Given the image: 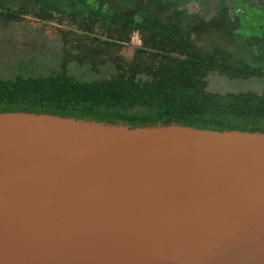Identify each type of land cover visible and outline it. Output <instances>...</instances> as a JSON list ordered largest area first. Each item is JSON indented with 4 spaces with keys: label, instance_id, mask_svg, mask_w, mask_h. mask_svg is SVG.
I'll list each match as a JSON object with an SVG mask.
<instances>
[{
    "label": "water",
    "instance_id": "obj_1",
    "mask_svg": "<svg viewBox=\"0 0 264 264\" xmlns=\"http://www.w3.org/2000/svg\"><path fill=\"white\" fill-rule=\"evenodd\" d=\"M0 264H264V132L1 112Z\"/></svg>",
    "mask_w": 264,
    "mask_h": 264
},
{
    "label": "trees",
    "instance_id": "obj_2",
    "mask_svg": "<svg viewBox=\"0 0 264 264\" xmlns=\"http://www.w3.org/2000/svg\"><path fill=\"white\" fill-rule=\"evenodd\" d=\"M189 1L136 0L122 11L113 5L105 15L121 21L122 40L131 31L140 35L133 72L87 80L66 72L0 77V113H46L130 128L174 123L264 132V87L260 92L206 88L209 72L230 79L264 77V24L260 34L245 35L234 11L239 0L234 6L218 1L209 18L189 12Z\"/></svg>",
    "mask_w": 264,
    "mask_h": 264
},
{
    "label": "flooded vegetation",
    "instance_id": "obj_3",
    "mask_svg": "<svg viewBox=\"0 0 264 264\" xmlns=\"http://www.w3.org/2000/svg\"><path fill=\"white\" fill-rule=\"evenodd\" d=\"M135 1L0 0V76L66 72L87 80L134 70L139 33L123 41L121 21L105 14Z\"/></svg>",
    "mask_w": 264,
    "mask_h": 264
},
{
    "label": "rangeland",
    "instance_id": "obj_4",
    "mask_svg": "<svg viewBox=\"0 0 264 264\" xmlns=\"http://www.w3.org/2000/svg\"><path fill=\"white\" fill-rule=\"evenodd\" d=\"M220 0H190L186 5L189 12H196L205 18L215 14V4ZM234 6V0H223ZM246 2V1H245ZM238 1L234 11L239 13L241 19V32L245 35H258L264 24V0H251L245 3ZM257 3L258 6H255ZM240 7V8H239ZM3 78H11V75H2ZM207 90L213 92H238L253 91L260 92L264 87V77H249L245 79H230L217 72H209L206 77Z\"/></svg>",
    "mask_w": 264,
    "mask_h": 264
}]
</instances>
